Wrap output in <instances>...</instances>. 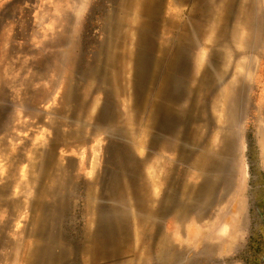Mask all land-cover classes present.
Masks as SVG:
<instances>
[{"label":"rangeland","instance_id":"rangeland-1","mask_svg":"<svg viewBox=\"0 0 264 264\" xmlns=\"http://www.w3.org/2000/svg\"><path fill=\"white\" fill-rule=\"evenodd\" d=\"M257 1H250V6L257 5L253 23L261 25L259 45L254 55L247 56L253 61V70L246 104L236 125L235 162L239 171L234 174L235 178L241 175L243 181L240 187L238 183H221L215 193L207 192L199 202H193L194 196L191 197L187 207L183 200L189 189L184 191V187L196 174L192 164L197 154L185 160L175 147L167 151L165 143L173 140L177 146L180 135L176 140L173 134L158 133L152 141L148 105L154 88L150 81L137 80L133 60H127V71L121 72L119 78L109 76V83L103 81L104 74H88L93 88L80 115L58 110L65 108L55 101L65 85L77 91L83 79V74L70 70L72 57L77 54L83 60L94 58L95 62L98 58L106 59L95 51L102 35L104 11H110L114 5L117 9V5L111 0H0V120H4L0 124V186H8L5 194L0 193V203L18 202L20 207L15 211L28 216L27 222L10 217L5 226L4 218L0 220V264H35L38 249L33 244L42 239L35 231L37 218H50L57 212L56 223L62 233L56 244L63 240L73 250L82 243L89 227H97L103 211L106 218L115 221L109 231L116 235L117 250L106 247L108 255H113L104 258L105 250L99 246L96 257L87 259L83 254L86 264H157L158 247L163 241L188 248L190 255L184 250L180 252L181 249L177 252L184 258L190 257L194 264L250 263L247 241L251 230L254 234L263 227L264 213V126L260 124L264 116V0ZM225 2L234 7L232 1ZM185 7L170 6L167 15L175 11L183 19ZM130 25L126 30L132 38L128 49H134L137 30L135 24ZM123 47L126 46L117 51ZM102 66L101 72L105 73L107 65ZM110 72L111 68L107 74ZM135 85L142 89L143 110L136 108ZM125 96L130 100L133 97L131 105L126 104ZM105 102L110 106L108 112L104 111ZM225 119L226 116L222 121ZM57 122L64 124L53 134ZM197 124L201 122L193 125ZM192 136L194 142L202 137V146L212 142L218 146L221 141L215 128L210 133L193 129ZM122 151L126 153L124 163L119 156ZM249 154H254L253 164L260 171L252 172ZM9 159H13L12 164H8ZM28 161L33 171V188L20 183L30 168ZM153 161L160 164L158 190L149 168ZM172 190L173 201L159 206L157 200ZM190 192L193 195L194 190ZM230 197L239 206L234 221L239 230L236 235L229 231L227 251L212 258L201 255V242L208 240L203 234L214 233L224 224L233 228L234 223L225 220L233 204L228 202ZM219 212L222 216L216 221ZM42 228L41 232L45 231ZM258 237L254 239L256 263L264 252ZM14 240L13 251L12 246L5 249ZM26 249L33 251L27 262L22 256ZM81 256L79 250L70 262L62 264H82Z\"/></svg>","mask_w":264,"mask_h":264},{"label":"bare ground","instance_id":"bare-ground-1","mask_svg":"<svg viewBox=\"0 0 264 264\" xmlns=\"http://www.w3.org/2000/svg\"><path fill=\"white\" fill-rule=\"evenodd\" d=\"M111 1L119 10L114 5L110 11H104L102 35H100L98 51H95L99 55H105L106 59L98 58V62H95L94 58L83 60L77 54L72 57L69 64L70 70L72 73L83 74V79L77 91L71 90L68 84L65 85V89L55 98V101L63 103L65 108L58 110L80 115V110L86 106L87 97L93 88L89 83L88 74L91 75L90 77L99 73L104 74L103 81L109 83V76L119 78L121 72L127 71V60H133V69L138 75L137 80L150 81L154 88L153 97L148 105L150 128L153 130L152 141L159 136L158 133L173 134L174 138H171L176 140L180 135L181 142L177 146V143L175 144L177 141L174 142L172 139V142L165 143L167 151L169 147L170 149L175 147L178 155H182L185 160L197 154V159L192 164L196 174L193 180L188 179L186 188L184 187V191L187 189L189 191L185 193L186 198L183 204L189 207L191 204L187 202L193 196V202L201 201L202 195L207 192L215 193L221 183H238L240 187L243 181L242 176L235 178L234 174V171H239L235 162L237 158L235 145L238 135L236 125L246 104L249 76L253 70V61L247 56L256 53L261 33V25L257 26L253 23L256 13L254 6L252 4L250 6L252 0H241L242 3L237 0V4L236 0H230L234 3V7L227 4L225 0ZM175 4L186 5L183 9V19L175 11L168 12L167 15L166 9ZM130 24H135L137 30V36L133 42L134 49H128L132 38L127 36L126 30L131 27ZM121 46L126 47L117 51V48ZM76 52L80 53L78 50ZM104 63L108 69L111 68L110 74H107L108 69H105V73L101 72ZM67 71H69L68 68ZM141 90L139 85H135L137 94L134 101L137 103L136 108L143 110L145 104ZM123 93L124 91L118 97L120 98ZM124 100L127 105H131V100L133 103V97L130 100L125 96ZM109 107L105 102L104 111L108 112ZM224 116L226 119L222 121ZM194 122H201V124L194 126ZM0 124H4V120H0ZM62 124L64 123H55L52 133L54 134L57 127ZM214 128L220 134V145L217 146L212 142L202 146L200 145L202 137H198L196 142L191 140L193 129H196V132L200 130L210 133ZM125 154V151L119 154L122 163H124ZM12 162L13 159H9L8 164ZM28 166L30 167V161ZM149 168L153 175L152 182L158 190L160 164L158 161H153ZM32 174L30 167L20 183H24L23 185L27 188H33L30 186L33 183ZM7 187V183L0 186L2 195L6 193ZM192 190H194L193 195L190 192ZM232 200L233 198L230 197L227 201L232 203ZM171 201H173V190L163 194L160 201L157 200L159 206L169 204ZM4 202L0 203V220L4 218V226L10 217L16 219L19 217L20 220L28 221L25 213L19 215L15 211L20 207L18 202ZM234 202L225 219L232 225L233 223L236 225L234 221L239 215V206ZM104 212L98 218L97 227L94 226L93 229L89 227L83 234L82 243L77 244L76 249L73 250H70L63 240L56 244L57 236H61L62 233L56 223L59 219L57 212H54L50 218L41 220L37 218L35 221L38 226L35 231L42 239L39 244L32 243L35 249H38L35 264L67 263L74 255H77L79 250L82 254L81 262L86 264V258L96 257L95 253L99 251V246L105 250L102 253L104 258L111 257L113 254L108 255L105 248L110 247L114 252L117 250L114 248L117 241L116 235L109 231L114 227L115 221L106 218ZM217 215L214 220L220 218L222 213L219 212ZM234 225L230 229L224 224L218 226L214 233L203 234L202 237L208 240L201 242L202 248L199 253L212 258L213 255L227 251L230 240L229 231L231 235H236L239 230L238 225L235 227ZM43 226L45 231L41 232ZM203 238L199 239L202 241ZM167 244L163 241L158 247L157 264H194L190 257L184 258L180 254L184 250L190 255L188 248L179 246L173 241L170 245ZM8 246H12L11 251H13L16 240L7 243L5 249ZM83 254L87 255L86 258ZM32 255L33 251L27 249L22 254L23 258H26L25 262ZM42 258L45 260L44 263ZM106 262L99 261L95 264H106ZM128 263L133 264L131 261Z\"/></svg>","mask_w":264,"mask_h":264},{"label":"flooded vegetation","instance_id":"flooded-vegetation-1","mask_svg":"<svg viewBox=\"0 0 264 264\" xmlns=\"http://www.w3.org/2000/svg\"><path fill=\"white\" fill-rule=\"evenodd\" d=\"M249 157H250V161H251V164H250V168H252V172H257V171H260L258 168H256V166L253 164V157H254V154H249ZM261 223L263 224V227H261L258 231H256L254 234H252V230L250 231V235H249V238H248V241H247V249H248V252L246 253L247 254V258H250V263L249 264H264V250L262 251L263 252V256H261V260L259 263H256L255 260H253V254L255 252H258L255 248L257 247L255 245V237L256 235H259L258 239H259V244H264V213L261 215ZM263 237V239H262ZM261 252V253H262ZM255 258V257H254Z\"/></svg>","mask_w":264,"mask_h":264},{"label":"crops","instance_id":"crops-1","mask_svg":"<svg viewBox=\"0 0 264 264\" xmlns=\"http://www.w3.org/2000/svg\"><path fill=\"white\" fill-rule=\"evenodd\" d=\"M257 3H258V1L257 0H255ZM239 2V1H238ZM255 2V3H256ZM240 3H241V1H240ZM253 6H255V7H257V5L256 4H252ZM254 7V8H255ZM246 9V8H245ZM261 15V14H260ZM263 108H264V106H263ZM263 118V119H262ZM261 119L262 120H260V124L262 125V126H264V116H261ZM261 134H264V131L261 133ZM262 139H264V137H262Z\"/></svg>","mask_w":264,"mask_h":264},{"label":"water","instance_id":"water-1","mask_svg":"<svg viewBox=\"0 0 264 264\" xmlns=\"http://www.w3.org/2000/svg\"><path fill=\"white\" fill-rule=\"evenodd\" d=\"M249 175V174H248Z\"/></svg>","mask_w":264,"mask_h":264}]
</instances>
